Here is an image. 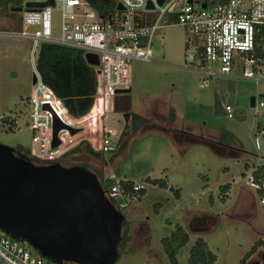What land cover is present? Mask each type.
Returning <instances> with one entry per match:
<instances>
[{"label": "rangeland", "instance_id": "374dc122", "mask_svg": "<svg viewBox=\"0 0 264 264\" xmlns=\"http://www.w3.org/2000/svg\"><path fill=\"white\" fill-rule=\"evenodd\" d=\"M17 5L20 9L15 14L0 6V143L14 149L22 146L24 151L32 132L28 95L32 93L33 68L31 40L18 35L23 0ZM52 22L57 36V7ZM186 34L179 25H164L152 39L154 61H131V117L125 120L122 112L112 110L103 119L104 129L116 132L115 152L102 154V161L84 151L65 154L67 150L57 161L66 167L85 166L100 175H96L98 180L112 175L114 180H130L143 189L120 209L131 239L124 248L120 239L115 264H173L161 239L178 233L176 225L188 234L187 242L176 252L177 264L186 263L188 250L198 238L214 253V264H238L255 241L264 242V203L247 184L251 169L264 166V135L256 130L264 116L249 105L250 96L264 89V81L226 77L200 87L201 74L185 67ZM226 104L232 109L230 115L224 110ZM170 106L180 124L200 136L222 137L223 145L198 142L179 147L162 124ZM150 110L157 115L144 122L135 116ZM67 119L77 128L71 149L95 125L84 128L91 121L87 114L79 120ZM147 177L165 179L168 186L153 184ZM224 184L230 186L225 201L220 194ZM124 228L123 222L121 235ZM245 264H264V244L257 246Z\"/></svg>", "mask_w": 264, "mask_h": 264}, {"label": "built area", "instance_id": "2783aa9c", "mask_svg": "<svg viewBox=\"0 0 264 264\" xmlns=\"http://www.w3.org/2000/svg\"><path fill=\"white\" fill-rule=\"evenodd\" d=\"M27 2L47 4L26 6ZM23 3L22 30L18 35L31 40L32 64L40 42L78 48L83 50V55L97 56L98 63L91 65L96 75V91L87 113L95 127L88 130L83 140L87 139L102 154L115 152L118 140L114 138L115 131L95 123L114 110L117 91L130 88L131 61H152V39L164 25H179L187 33L185 66L201 74V87L221 76H239L255 83L264 81V0H162L160 3L159 0H116L113 11L105 17L99 16L86 0H23ZM55 7L60 15L57 36L53 35L52 22ZM35 74L36 82L28 95V122L32 131L29 151L44 163L57 162L72 146L75 134L60 129L58 144L51 145L53 118L56 116L68 125L70 121L61 100L41 81L39 73L35 71ZM224 109L230 115V105L226 104ZM253 109L256 113L262 111L264 116V96L255 100ZM259 124L264 135V120ZM254 170L248 174L247 184L258 194L260 203H264V172L256 178ZM106 179L112 184L105 195L119 211L136 199L141 189L133 184L131 190H125L112 175ZM0 264L76 263L49 261L26 247L23 241L0 230Z\"/></svg>", "mask_w": 264, "mask_h": 264}, {"label": "water", "instance_id": "95a60500", "mask_svg": "<svg viewBox=\"0 0 264 264\" xmlns=\"http://www.w3.org/2000/svg\"><path fill=\"white\" fill-rule=\"evenodd\" d=\"M84 57L88 64L98 63L95 54L85 53ZM31 81L36 82L35 73ZM128 92L119 90L114 97V110L122 112L125 120L130 110ZM254 100L252 95L251 107ZM60 129L71 134L77 131L55 116L52 146L59 142ZM123 221L94 172L82 165L36 163L0 143V230L4 234L25 241L44 258L57 263L114 264Z\"/></svg>", "mask_w": 264, "mask_h": 264}, {"label": "trees", "instance_id": "16d2710c", "mask_svg": "<svg viewBox=\"0 0 264 264\" xmlns=\"http://www.w3.org/2000/svg\"><path fill=\"white\" fill-rule=\"evenodd\" d=\"M20 1L0 0V6L4 10L12 11L15 14L14 11L20 9L19 5H17ZM86 1L99 16L105 17L113 11L116 0ZM19 14V21L21 22V12ZM35 68L40 75L41 81L61 100L69 115L74 118H80L88 113L93 104L97 82L93 66L85 61L83 50L49 42H41L39 43L35 58ZM135 116L138 118L137 115ZM144 121L145 119L142 118V122ZM19 147L15 151L23 153L36 163H44L33 157L28 148L22 151V146ZM79 151H84L94 158L103 161L102 153L94 150L86 141H80L65 154ZM263 172L264 166H260L255 168L253 174L256 178H259ZM96 175L99 174L96 173ZM146 179L153 184L166 186L164 179L149 177ZM99 182L104 190H107L112 184V181L106 178L99 180ZM119 184L125 190H131L133 186L132 181L124 179H120ZM223 187L224 185L221 188ZM143 192L141 188L139 194ZM123 222L125 228L121 235V241L122 247L124 248L131 237L128 233L126 221ZM176 229L178 233L172 232L170 236L161 239L163 250L173 264H177L176 252L188 240V234L180 225H176ZM260 244H264V242L260 240L255 241L247 253L239 260L238 264H245L246 259ZM214 260V253L206 247L205 242L201 238H198L189 248L188 258L185 264H214Z\"/></svg>", "mask_w": 264, "mask_h": 264}, {"label": "crops", "instance_id": "0c3cea01", "mask_svg": "<svg viewBox=\"0 0 264 264\" xmlns=\"http://www.w3.org/2000/svg\"><path fill=\"white\" fill-rule=\"evenodd\" d=\"M37 50H38V47H37ZM36 54H37V52L34 55L33 64L31 63L32 64V68H33V73H35V71L38 72L36 70V68H35V58H36ZM84 59H85V57H84ZM29 60H30V49H29ZM152 61H154V60L152 59ZM30 62H31V60H30ZM149 62H151V61H149ZM159 63H163V62H159ZM185 67L186 68H190L189 66H185ZM193 70L196 71L194 68H193ZM196 72H198V71H196ZM226 77L227 78H233V77H239V76H221V77H217V78H214V79L217 80V79L226 78ZM199 86H200V84H199ZM130 88H131V85H130ZM130 88H129V90H130ZM259 94H262V96H259ZM259 94L257 96L254 95L255 96V100H257L259 98H262L264 96V89L262 91H260ZM255 100H254V102H255ZM249 105H250V99H249ZM66 114H67L68 117H70L72 119H76V120H79L80 119V118H74L71 115H69L68 113H66ZM135 114L138 117L143 118L145 120H146V118H149L148 116H156L157 115L154 110H150V112L145 113L144 115L137 114V113H135ZM130 117H131V113H130V110H129V117H128V119H130ZM162 117H163L162 124H164L165 127H166V128H164V130L166 132H168V134H171L173 136L175 142L177 143V145L179 147L180 146L181 147H186L187 145H189L191 143H198V142L205 143V144H208L209 143L212 147L213 146L215 147L216 146L215 145L216 143L218 145H223L222 144V141H221L222 140V137L221 138L220 137H216V136H213V135L207 134V133L204 134L205 136H200V135L194 134L191 127L185 126L183 123L180 124L177 121V114L175 112L174 106H170L169 109H168V111H167V115L165 117L164 116H162ZM95 124L98 125L100 128H104L103 120H100V121L96 122ZM179 125H180V127H179ZM87 126H90V122H89V124H87ZM256 130L258 131V133H262L261 132V126H260L259 122L256 124ZM113 131H115V130H113ZM28 149H29V146H28ZM257 167H260V166H255L251 170H253V169L257 168ZM245 168L246 169L248 168V165L247 164H245ZM165 183H166V187H167L168 186L167 185V180H165ZM222 186L223 185L220 186V192H221L220 194L222 195L221 200H224L225 201L226 200V197H228V193H229L230 186H229V184H224V187L225 188L224 187L221 188ZM225 195H227V196L225 197ZM124 221H125V218H124Z\"/></svg>", "mask_w": 264, "mask_h": 264}]
</instances>
